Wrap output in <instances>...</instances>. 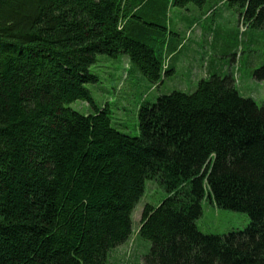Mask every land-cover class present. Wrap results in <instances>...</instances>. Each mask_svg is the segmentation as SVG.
Here are the masks:
<instances>
[{
  "label": "trees",
  "instance_id": "obj_1",
  "mask_svg": "<svg viewBox=\"0 0 264 264\" xmlns=\"http://www.w3.org/2000/svg\"><path fill=\"white\" fill-rule=\"evenodd\" d=\"M190 4L208 17L233 6L237 47L264 30V0H0V264H109L148 180L167 196L143 206L144 264H264V104L208 65L190 92L142 102L132 137L86 88L98 56L161 84L185 40L169 12ZM251 77L264 82V64ZM205 197L248 226L201 233Z\"/></svg>",
  "mask_w": 264,
  "mask_h": 264
},
{
  "label": "rangeland",
  "instance_id": "obj_2",
  "mask_svg": "<svg viewBox=\"0 0 264 264\" xmlns=\"http://www.w3.org/2000/svg\"><path fill=\"white\" fill-rule=\"evenodd\" d=\"M232 7L229 4L219 6L211 17L204 16L202 9L192 4L182 10H170L167 26L185 40L183 49L171 61L173 70L158 86H152L141 74L128 75L126 56L97 57V63L90 68V72L98 77V81L86 85V88L94 105L108 113L113 128L129 136H137V115L142 102L153 103L159 96L174 90L190 92L199 80L207 77L205 71L208 65L212 67L210 72L233 76L240 96L253 99L259 107L264 104V82H257L251 77L252 71L264 64V30L257 31L255 37L249 30L245 34V43L237 42V47L235 32L241 27H237ZM185 17H190L192 21ZM188 22L196 23V28L185 34L183 27ZM178 23L179 27L176 26ZM209 29L215 31L211 30L207 35ZM164 63H169L168 56ZM67 107L83 115L93 112V108L81 100ZM166 196L167 193L154 181L145 182L143 196L132 212L131 236L126 243L114 249L109 264H144L150 243L137 236L142 209L146 203L158 205ZM201 208L196 226L203 234L223 235L243 230L250 221L246 214L218 208L206 197Z\"/></svg>",
  "mask_w": 264,
  "mask_h": 264
},
{
  "label": "crops",
  "instance_id": "obj_3",
  "mask_svg": "<svg viewBox=\"0 0 264 264\" xmlns=\"http://www.w3.org/2000/svg\"><path fill=\"white\" fill-rule=\"evenodd\" d=\"M188 31V29L186 30V32ZM181 32H182V30H181ZM186 36V35H185ZM233 77V76H232ZM234 79V78H233ZM235 87H236V85H235ZM238 91V90H237ZM238 93H239V91H238ZM241 95V94H240ZM242 97H244V96H242ZM244 98H248V97H244ZM249 99H251V98H249ZM253 100V99H252Z\"/></svg>",
  "mask_w": 264,
  "mask_h": 264
}]
</instances>
